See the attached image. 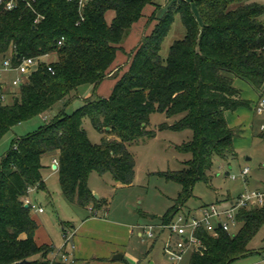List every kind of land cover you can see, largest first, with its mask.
<instances>
[{
    "label": "trees",
    "instance_id": "1",
    "mask_svg": "<svg viewBox=\"0 0 264 264\" xmlns=\"http://www.w3.org/2000/svg\"><path fill=\"white\" fill-rule=\"evenodd\" d=\"M29 1L32 6L22 1L13 10L0 6V56H11L15 65L27 56L55 54L56 59L41 61L6 101L0 91V140L59 101L66 105L81 84L114 81L108 94L84 99L72 113L62 108L36 131L14 139L0 163V264L23 259L59 264L49 257L53 246L37 243L38 224L23 199L33 187L48 191L43 157L57 155L62 193L87 206L97 200L88 184L92 171H111L119 183H132L136 161L128 142L156 135L148 127L153 112L182 114L159 126L192 131L190 139L177 145L191 153L185 166L161 172L181 184L162 218L172 221L194 195L196 184L210 181L215 157L237 155L236 130L226 111L251 108L253 102L243 97L234 78L249 82L264 96V0H168L161 16L156 14L161 5L154 0H89L83 7L79 0ZM176 14L186 34L163 56L162 44ZM146 16V29L153 24L150 32L143 31L135 49L126 51L124 42ZM119 52L129 54L126 69L124 63L117 64ZM85 117L105 134L100 142L90 139ZM237 220L241 226L235 233L198 229L202 248L194 249L190 264H231L251 253L249 243L264 225V204L240 209Z\"/></svg>",
    "mask_w": 264,
    "mask_h": 264
},
{
    "label": "rangeland",
    "instance_id": "2",
    "mask_svg": "<svg viewBox=\"0 0 264 264\" xmlns=\"http://www.w3.org/2000/svg\"><path fill=\"white\" fill-rule=\"evenodd\" d=\"M154 1L161 5L156 12L157 16L163 15L168 7V0ZM194 9L198 13L195 5ZM151 12L152 10L149 11V13ZM113 14V11L108 12L107 16L109 20H111ZM147 16L149 17V15ZM147 16L140 23L136 24L135 30L124 42L126 51L135 49L140 37L144 33L143 31L146 33L150 32L153 24L146 29ZM185 34L186 28L181 16L180 14H176L172 26L163 41L161 54L167 56L172 43L176 39L183 38ZM54 59H56L55 54L44 57V60L48 62ZM128 61H130L128 52H119L118 66L124 63V69H126ZM14 75L16 76L17 74ZM247 83L252 86L249 82ZM112 86L113 84L110 79L105 83L102 82L99 86L92 83L81 84L72 92L73 99L70 102L65 105L64 100L59 101L54 105L52 110L43 115H46L47 119H50L62 108H65L67 113H72L84 103V99H88L96 93L102 92L103 94H107L108 90L112 89ZM16 91L18 92L19 88H16ZM249 109L253 110L250 112L253 124L233 126L236 130L234 145L237 155L227 159L215 157L210 172V181H199L196 184L194 195L187 201L183 208L184 210L188 207L194 208L204 203L217 202L229 194L235 196L246 189H264V137L261 135V124L264 121V115L256 113L253 106ZM43 115H38L30 120L19 123L2 137L0 140V163L3 156L12 147L14 139L32 133L40 127L45 121ZM181 116L182 114L168 116L165 112H153L148 127L155 129L156 135L128 142L127 147L134 155L136 161L135 175L131 184L121 185L111 171L105 173L91 172L88 178L89 187L91 190H94V195L110 199V217H113L117 213L120 218L126 221H137L139 219L148 220L153 223L162 221L164 214L178 196L181 184L175 180L166 178L161 172L169 169L180 170L185 166L183 162L185 159L191 157V153L179 151L177 145L190 139L192 131L190 129H161L159 126L163 122L173 123ZM83 124L93 142L98 143L105 136L103 132L95 128L89 117H85ZM110 138H114V136L111 135ZM46 156L43 157L44 161ZM50 162L48 165H45L43 170V178L48 191L45 188L33 187L30 190V196L33 199L37 198L34 200L44 206L45 212L38 214L44 219L48 230L56 236V245L60 247L65 242V232L73 231V222H77L82 213L88 212V206L85 207L77 202L69 201L64 196L60 185L58 169L53 168ZM246 166L250 168L247 180L240 176L241 170ZM233 174L237 175L238 178L233 179ZM97 209L103 210L99 207ZM31 212L34 214L35 210ZM148 214H155V217L152 218ZM240 226V223L232 225L231 232H237ZM158 230L156 229V236L147 239L148 241L145 243H142L136 237L140 241V247L147 250L144 264H151L154 261L156 264H172L174 261L172 254L164 247L168 231L157 237L160 231ZM249 247L252 250L251 253L234 260L231 264H242L243 262L255 260L258 261V264H264V225L250 241ZM193 251V247H188L178 257L176 263L190 264Z\"/></svg>",
    "mask_w": 264,
    "mask_h": 264
},
{
    "label": "crops",
    "instance_id": "3",
    "mask_svg": "<svg viewBox=\"0 0 264 264\" xmlns=\"http://www.w3.org/2000/svg\"><path fill=\"white\" fill-rule=\"evenodd\" d=\"M14 74L18 75V72L16 70L8 71L6 72L2 80L5 92H7L8 94L12 93L16 88V86L12 84V79L15 77ZM106 81L107 80L103 81V83H105ZM113 83L114 81H112V84ZM234 84L241 90L243 97L252 100V106L254 109L255 103L260 98L258 92L247 82L241 80L240 78L235 77ZM110 91L108 90V93ZM251 111L253 110L247 107H239L234 111L227 110L226 117L229 125L233 127L237 125L243 126V124H253L252 115L250 114ZM45 117L46 115H43V118ZM262 132L264 131L262 130ZM55 158H58L57 155H47L45 157V161L43 159V162L45 165H48V163L51 161V166L55 168ZM56 169H58V166L56 167ZM91 191L94 194V190ZM242 192L237 193L235 196L229 194L227 197L222 200H218L216 203H218L220 206H228ZM94 196L97 200L91 201L90 204L87 205L88 212L82 213L80 219H78V221L75 223L73 222V242L75 244V247H72L70 244L66 246L68 257L66 259L58 257L57 261L59 262V264H144L143 262L146 259L147 250L140 247V241L136 239V237H138L142 243H145L146 241H148L147 239L154 238L156 236V229L160 230H158L159 232L157 234V237L162 235L165 231H168V237L164 247L169 252V246L171 247L173 244H175V240L179 238L177 234L172 233L167 228H161L159 226L161 223H163V220L159 223H153L148 220L140 219L137 221H126L125 219L120 218L117 213H115L113 217H110V199L108 197H99L98 195ZM31 198L36 203L37 207H43V211H40L38 208L32 209L35 210L34 214L32 212V216L38 224V227L35 231V239L37 243L53 246L54 250L61 248L65 242L60 247H57L55 242L56 236L48 230L45 225L44 219L38 214L45 212L44 206L38 201L34 200L37 198ZM204 204H200L194 208L188 207L186 210H196ZM97 207L103 209V212L97 209ZM149 216L153 218L155 217V214L153 216H151L150 214ZM146 224L156 225L154 227V235L152 237H149L145 232L144 225ZM54 250L49 254V257L51 259L55 257ZM119 252L123 254V257L113 258L114 254ZM246 255L241 257H245ZM35 257L37 258L39 256ZM151 264H156V262L154 261ZM242 264H258V261L255 260L243 262Z\"/></svg>",
    "mask_w": 264,
    "mask_h": 264
},
{
    "label": "built area",
    "instance_id": "4",
    "mask_svg": "<svg viewBox=\"0 0 264 264\" xmlns=\"http://www.w3.org/2000/svg\"><path fill=\"white\" fill-rule=\"evenodd\" d=\"M26 2L27 5L32 6L31 1L29 0H0V6L5 10H13L22 2ZM89 0H79L80 7H83L85 3ZM42 15H38L35 18V22L40 21ZM64 37L59 40V44H62ZM49 54L42 56H27L23 57L18 64H14L11 56H0V91L1 98L6 101L9 96L12 97V94L5 92L3 78L6 72L11 70H16L18 75L12 79V84L14 86H19L24 83L32 71L38 68L41 61L44 60V57H47ZM49 69L54 73V68L52 65H49ZM254 110L259 115H264V96L260 97L254 105ZM44 119H47L45 117ZM261 129L264 131V122L261 124ZM54 163H58V158L54 159ZM250 172L248 166L244 167L240 176L247 178ZM233 179L238 178L237 175H232ZM32 188L29 189V192ZM25 205L31 206L32 209L38 208L40 211H43V207H37L36 203L32 200L29 193L24 197ZM264 204V189H246L244 190L237 198L228 206H220L216 202L209 204H204L197 208L196 210H182L180 211L175 218L169 223H161L159 226L161 228H167L172 233L177 234L179 238L175 241L171 247L169 246L170 253L174 258L172 264H177L176 261L179 256L188 248L193 247L194 249H199L201 247V240L197 235V230L204 228L213 234H217L219 229L231 232L232 225L238 224L237 214L238 211L242 208H252L261 206ZM154 224L144 225L145 232L149 237L154 235ZM73 231L65 233V243L61 248H58L55 251V257L66 259L68 257V252L66 249L67 245L75 247L73 242ZM202 248V247H201Z\"/></svg>",
    "mask_w": 264,
    "mask_h": 264
},
{
    "label": "water",
    "instance_id": "5",
    "mask_svg": "<svg viewBox=\"0 0 264 264\" xmlns=\"http://www.w3.org/2000/svg\"><path fill=\"white\" fill-rule=\"evenodd\" d=\"M58 165L54 164V167L56 168ZM27 206V205H26ZM154 214H151V216H153ZM199 249H201V247H199ZM123 254L122 253H116L114 254L113 258H122ZM15 264H29V260L28 259H23L20 261H17Z\"/></svg>",
    "mask_w": 264,
    "mask_h": 264
}]
</instances>
